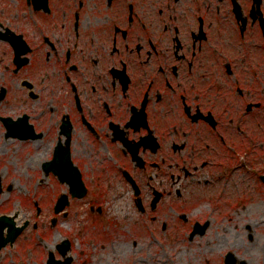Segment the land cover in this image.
Masks as SVG:
<instances>
[{
    "label": "flooded vegetation",
    "instance_id": "1",
    "mask_svg": "<svg viewBox=\"0 0 264 264\" xmlns=\"http://www.w3.org/2000/svg\"><path fill=\"white\" fill-rule=\"evenodd\" d=\"M0 105L5 145L42 156L26 171L57 155L96 232L106 219L171 249L211 234L254 247L264 0H0Z\"/></svg>",
    "mask_w": 264,
    "mask_h": 264
},
{
    "label": "rangeland",
    "instance_id": "2",
    "mask_svg": "<svg viewBox=\"0 0 264 264\" xmlns=\"http://www.w3.org/2000/svg\"><path fill=\"white\" fill-rule=\"evenodd\" d=\"M1 109L2 105L0 112ZM39 157L42 156H26L15 152L12 145H5L0 132V175L4 180L1 181L2 189L3 185L7 186L0 193V215H15L21 226L27 220L32 223L37 219L33 202L39 198L43 215L46 214V228L39 232L28 228L15 246L2 251L0 256L3 260L0 264H45L50 251H54L59 257L56 245L68 238L73 241V264H224L225 255L230 250H234L239 258L247 259L249 264H264V206L260 207L262 218L256 221L254 227L255 242L251 250L231 248L232 237L222 235L218 237V242L215 237H211L212 234L181 248L171 249L163 244L164 247L151 243L145 237L139 240L125 226L123 233L121 230L115 233L112 224L106 219H103L107 223L104 228L96 232L85 213L88 208L85 205L78 210L71 206L67 209V215L53 226L57 197L61 193H67L68 189L61 188L54 176L51 178L32 169L26 171V161ZM32 163L35 164L34 161ZM38 176H43L44 179V184L39 188L34 182ZM94 225L96 226L95 223ZM134 240L141 246H134ZM37 242H40L39 246ZM214 242L220 245H215ZM42 253H46L45 258Z\"/></svg>",
    "mask_w": 264,
    "mask_h": 264
},
{
    "label": "water",
    "instance_id": "3",
    "mask_svg": "<svg viewBox=\"0 0 264 264\" xmlns=\"http://www.w3.org/2000/svg\"><path fill=\"white\" fill-rule=\"evenodd\" d=\"M71 192L73 194V196H83V189L79 188L78 186H72L71 187ZM68 197L67 196H63L57 203V206L55 208L56 214L60 213L61 211H64V209L69 205L68 203ZM6 224H10L11 228L9 230V235L8 237H6L7 239H3V230ZM13 224L12 219L3 216L0 217V249H2V247H4L8 242H14L15 239L17 238V236L22 232L23 228L20 229H15ZM66 249H70V244L69 242H65L63 244L62 247H59L60 252H62L64 254L65 260L64 261H57L54 254L51 253L50 254V259L48 261V264H72V257L70 256H66ZM226 259V263L227 264H235L236 263V258L234 257V255L232 253H229L227 255Z\"/></svg>",
    "mask_w": 264,
    "mask_h": 264
}]
</instances>
